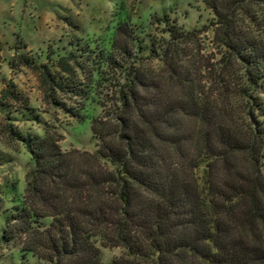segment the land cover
I'll return each mask as SVG.
<instances>
[{
  "label": "trees",
  "instance_id": "1",
  "mask_svg": "<svg viewBox=\"0 0 264 264\" xmlns=\"http://www.w3.org/2000/svg\"><path fill=\"white\" fill-rule=\"evenodd\" d=\"M206 1L228 64L239 61L250 86L264 93V41L244 32L242 18L255 19L253 9L264 10V0ZM120 31L137 41L135 30ZM166 33L162 57L174 70L175 41L185 35L174 27ZM95 53L83 50L82 57ZM106 55L101 50L97 58ZM58 57L65 72L69 61L80 65L74 52ZM40 68L46 82L65 88L48 66ZM181 83L174 98L141 69L132 70L113 118L92 122L98 150L83 170L59 140L23 138L34 169L24 201L5 213L0 245L18 243L20 264H103L98 244L122 249L114 264H264V175L256 142L225 128L209 104L195 99L190 81ZM10 95L19 100L4 91Z\"/></svg>",
  "mask_w": 264,
  "mask_h": 264
},
{
  "label": "rangeland",
  "instance_id": "2",
  "mask_svg": "<svg viewBox=\"0 0 264 264\" xmlns=\"http://www.w3.org/2000/svg\"><path fill=\"white\" fill-rule=\"evenodd\" d=\"M253 13L255 19L242 17L244 32L264 41V10ZM214 20L206 0H0V231L5 213L24 201L34 169L23 138L53 137L74 167L85 169L98 150L92 122L113 118L117 94L135 69L174 98L181 82L190 81L195 99L209 104L225 128L246 142L255 140L264 175V93L250 86L239 61L228 64L211 30ZM122 27L135 30L137 41ZM170 27L185 35L175 41L174 70L162 57ZM83 50L96 53L82 57ZM101 50L107 57L97 58ZM72 52L80 65L69 61L68 73L57 60ZM43 65L64 89L46 82ZM4 91L19 100L4 97ZM25 109L32 115H22ZM98 245L103 264L122 259L121 248ZM19 252L18 243L0 245V264H20Z\"/></svg>",
  "mask_w": 264,
  "mask_h": 264
}]
</instances>
